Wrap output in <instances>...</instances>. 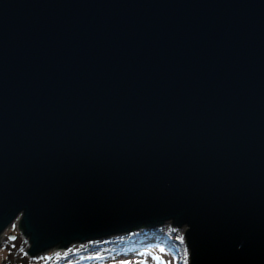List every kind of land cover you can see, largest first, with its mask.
Here are the masks:
<instances>
[{
  "label": "water",
  "instance_id": "95a60500",
  "mask_svg": "<svg viewBox=\"0 0 264 264\" xmlns=\"http://www.w3.org/2000/svg\"><path fill=\"white\" fill-rule=\"evenodd\" d=\"M28 255L167 223L189 264H264V0H0V236Z\"/></svg>",
  "mask_w": 264,
  "mask_h": 264
},
{
  "label": "rangeland",
  "instance_id": "374dc122",
  "mask_svg": "<svg viewBox=\"0 0 264 264\" xmlns=\"http://www.w3.org/2000/svg\"><path fill=\"white\" fill-rule=\"evenodd\" d=\"M21 220L22 218L19 217L0 236V264H97L99 263L98 259H104V264H185V260L188 261V264L190 263L188 249L186 251L187 255L181 250V252H177V258H175L169 251L159 252L156 247V242L159 241L158 237L160 236H164L166 241H172V246L175 249L179 248V244L177 243H180L181 238L186 245L185 235L189 228L184 226L181 230H178L173 227L171 222L155 230L142 229L130 235L110 239L109 241L114 243L113 249L119 250V247H121L119 252L115 253H118V255L114 257L106 253V250H108L107 246H101L103 243L97 242L73 245L68 250H57L54 252L51 250L48 253L38 256L36 259H29L27 254L30 248L28 246L29 239L23 237L22 231L18 230V225ZM149 233L155 234H151L153 237H150L151 235H148ZM137 237L144 238L142 245L139 244L140 240ZM140 242L142 243V241ZM146 246L148 249L145 251L143 247ZM140 247L144 252L137 253ZM55 249H59V247ZM91 250L95 251L89 253ZM82 252L85 253L80 254ZM96 258L98 259L96 260Z\"/></svg>",
  "mask_w": 264,
  "mask_h": 264
},
{
  "label": "trees",
  "instance_id": "16d2710c",
  "mask_svg": "<svg viewBox=\"0 0 264 264\" xmlns=\"http://www.w3.org/2000/svg\"><path fill=\"white\" fill-rule=\"evenodd\" d=\"M151 234H155V233H149L148 235H151ZM141 235V234H140ZM147 235V234H146ZM145 235V236H146ZM136 236V235H135ZM150 237H153V235H151ZM137 239L138 240H140V241H142V243L139 241V244L140 245H142L143 244V242H144V238H139V237H137ZM158 240L159 241H157L155 244H156V247H157V249L159 250V252H165L166 250L167 251H169V253L170 254H173L174 255V257L175 258H177L176 256H177V252H181V250L182 251H184V253L187 255V247H186V245H185V243H184V240H180V243H177V244H179V248L178 247H176V248H178V249H175V247L174 246H172V241H170V240H167L166 241V239H165V237L163 236V237H158ZM103 244L101 245V246H107L108 247V250H106V253H108L109 254V256H111V257H114V256H116V255H118V253L117 254H115L116 252H119V250L121 249V247H119V250H116V249H113V242L112 241H107V242H102ZM111 245H112V248H111ZM180 247H181V249H180ZM143 248H145V247H143ZM174 249V250H173ZM124 250V249H123ZM140 250V251H139ZM175 250H180V251H175ZM93 251H95V250H91V251H89V253L90 252H93ZM138 251V252H137ZM136 252L137 253H139V252H141L142 251V249H141V247L140 248H138V250H137ZM88 252V251H87ZM86 252V253H87ZM85 252H82V253H80V254H84ZM115 254V255H114ZM85 256V255H84ZM93 258H95V257H93ZM98 258H96V260H97ZM99 261V263L100 264H104L105 262H104V259H102V260H100V259H98ZM110 264H114V263H110Z\"/></svg>",
  "mask_w": 264,
  "mask_h": 264
},
{
  "label": "bare ground",
  "instance_id": "6f19581e",
  "mask_svg": "<svg viewBox=\"0 0 264 264\" xmlns=\"http://www.w3.org/2000/svg\"><path fill=\"white\" fill-rule=\"evenodd\" d=\"M128 235H130V234H128ZM123 236H126V235H123ZM119 237H121V236H119ZM116 238V237H115ZM111 239H113V238H111ZM110 240V239H109ZM109 240H106V241H109ZM28 246L31 248V245H29V241H28ZM30 248H29V250H30ZM28 250V251H29ZM58 249H53V251L52 252H54V251H57ZM46 253H48V252H46ZM45 254V253H44ZM40 256V255H39ZM38 257V256H37ZM37 257H30L29 255H28V258L29 259H36Z\"/></svg>",
  "mask_w": 264,
  "mask_h": 264
},
{
  "label": "snow or ice",
  "instance_id": "6c2138e0",
  "mask_svg": "<svg viewBox=\"0 0 264 264\" xmlns=\"http://www.w3.org/2000/svg\"><path fill=\"white\" fill-rule=\"evenodd\" d=\"M182 239V238H181ZM185 264H188V261L187 260H185Z\"/></svg>",
  "mask_w": 264,
  "mask_h": 264
}]
</instances>
